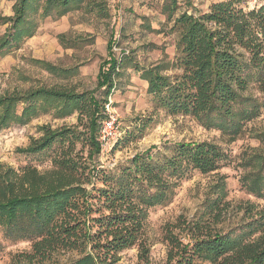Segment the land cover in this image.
I'll use <instances>...</instances> for the list:
<instances>
[{"label":"trees","instance_id":"16d2710c","mask_svg":"<svg viewBox=\"0 0 264 264\" xmlns=\"http://www.w3.org/2000/svg\"><path fill=\"white\" fill-rule=\"evenodd\" d=\"M102 0H13L9 30L0 38L5 53L22 36H30L31 16L41 8L44 16H62L85 5L98 8ZM243 2V4H241ZM168 10L171 18L176 1ZM171 30L177 34L175 55L149 67L132 63L147 82L146 92L155 107L169 115H190L217 120L233 131L234 105L254 80L264 92V0L253 7L247 0H216L200 11H181ZM63 47L69 42L60 38ZM129 54L113 57L105 73L100 95L56 87L30 90L24 95L0 97V126L15 119L12 110L19 100L51 101L62 115H86V137L72 128L42 127L23 152L50 149L52 168L40 172L25 165L14 169L0 163V249L3 240H29L31 252L21 255L27 263L47 259L54 253L75 252L62 264H116L119 253L137 246L139 260L148 264V249L142 245L149 208L165 204L177 180L193 170L207 173L223 159L221 149L208 141L174 142L136 153L113 168L97 169L77 159L78 143L88 145V158L100 152L99 128L104 103L114 88V79L127 66ZM176 70L178 73L169 74ZM8 122V123H7ZM145 125L135 126L138 139ZM131 133L124 135L127 140ZM121 140V139H120ZM114 146H117L121 141ZM259 184H261L260 187ZM264 188V171L257 169L250 179L251 191ZM262 194V193H261ZM263 195V194H262ZM205 219L180 217L164 229L169 246L165 264H264V214L257 213L237 233L220 232L222 210L218 203ZM187 238V241L184 240Z\"/></svg>","mask_w":264,"mask_h":264},{"label":"rangeland","instance_id":"374dc122","mask_svg":"<svg viewBox=\"0 0 264 264\" xmlns=\"http://www.w3.org/2000/svg\"><path fill=\"white\" fill-rule=\"evenodd\" d=\"M173 1L102 0L101 13L96 7L83 5L62 16H44L39 8L31 16L33 33L22 36L7 52H0V97L50 87L90 91L98 96L113 57L122 52L129 54L127 66L114 79V88L107 98L121 123V142L100 149L95 158H88L90 148L83 143H78L73 151L90 167L113 168L136 153L152 147L159 149L166 143L208 141L221 149L223 159L215 170L191 171L175 182L165 204L148 209L142 239L148 249V264L166 263L169 246L164 229L179 217L203 220L213 215V206L218 203L223 210L216 228L237 233L257 213L264 214V188L260 194L250 189L255 171H264V92L258 84L251 80L242 99L234 105L233 120L238 128L229 131L216 124L217 120L173 116L157 109L146 92L147 82L132 66L136 62L149 67L162 59H173L177 34L171 30L172 19L181 11L191 12L193 7L203 11L216 0H175L176 10L168 18L165 7H173ZM12 4L13 0H0V38L11 32L5 19L13 15ZM60 38L70 46L63 47ZM27 106L29 102L17 101L12 110L16 120L0 126V163L14 169L30 165L43 172L52 168V151H22L42 135L43 126L72 128L82 137L89 134L86 115H62L51 101H35L30 105L32 110L25 114ZM141 123L145 127L138 139L134 128ZM127 133H131L129 138L122 140ZM2 244L0 264H30L21 256L31 252L29 240H3ZM74 256L75 252H57L47 259L36 258L31 264H62ZM116 264L144 262L139 260V248L135 246L120 252ZM194 264L210 263L197 260Z\"/></svg>","mask_w":264,"mask_h":264},{"label":"built area","instance_id":"2783aa9c","mask_svg":"<svg viewBox=\"0 0 264 264\" xmlns=\"http://www.w3.org/2000/svg\"><path fill=\"white\" fill-rule=\"evenodd\" d=\"M260 0H247V5L253 7ZM104 118L99 128V145L100 149L113 147L122 136L121 123L116 113L111 108L110 102L104 103Z\"/></svg>","mask_w":264,"mask_h":264}]
</instances>
